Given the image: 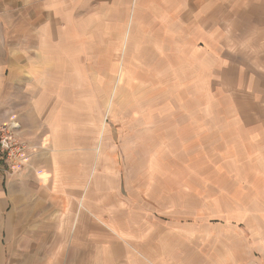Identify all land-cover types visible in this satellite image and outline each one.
I'll return each instance as SVG.
<instances>
[{"label": "crops", "instance_id": "obj_1", "mask_svg": "<svg viewBox=\"0 0 264 264\" xmlns=\"http://www.w3.org/2000/svg\"><path fill=\"white\" fill-rule=\"evenodd\" d=\"M87 6L91 0H0V124H17L27 145L20 169L0 159V264H173L163 256L170 231L162 237L140 208L142 200L156 207L155 191L120 203V166L109 162L103 136L94 153L93 25L76 19ZM133 8L135 30L148 13L172 30L170 46L198 61L243 55L264 72V0H136Z\"/></svg>", "mask_w": 264, "mask_h": 264}, {"label": "rangeland", "instance_id": "obj_2", "mask_svg": "<svg viewBox=\"0 0 264 264\" xmlns=\"http://www.w3.org/2000/svg\"><path fill=\"white\" fill-rule=\"evenodd\" d=\"M134 5L136 0H91V12L81 8L76 15L82 22L91 17L93 25L94 153L103 136L109 162L120 166V203L128 197L147 201L155 191L156 207L142 200L140 208L155 217L159 233L170 231L172 249L163 256L173 264L260 262L262 65L243 55L244 62L227 55L220 62L198 61L170 46L172 30L148 13L139 15L142 26L135 30ZM121 208L120 223L126 216Z\"/></svg>", "mask_w": 264, "mask_h": 264}, {"label": "built area", "instance_id": "obj_3", "mask_svg": "<svg viewBox=\"0 0 264 264\" xmlns=\"http://www.w3.org/2000/svg\"><path fill=\"white\" fill-rule=\"evenodd\" d=\"M18 125L4 122L0 125V159L11 170L20 169L27 160V145L17 134Z\"/></svg>", "mask_w": 264, "mask_h": 264}]
</instances>
